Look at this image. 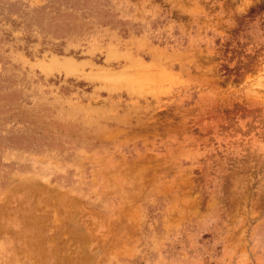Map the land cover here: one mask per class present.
<instances>
[{
    "label": "rangeland",
    "instance_id": "obj_1",
    "mask_svg": "<svg viewBox=\"0 0 264 264\" xmlns=\"http://www.w3.org/2000/svg\"><path fill=\"white\" fill-rule=\"evenodd\" d=\"M0 264H264V0H0Z\"/></svg>",
    "mask_w": 264,
    "mask_h": 264
}]
</instances>
